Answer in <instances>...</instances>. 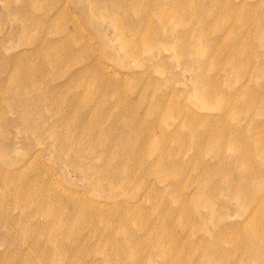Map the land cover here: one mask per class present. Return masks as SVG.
<instances>
[{
	"label": "rangeland",
	"instance_id": "obj_1",
	"mask_svg": "<svg viewBox=\"0 0 264 264\" xmlns=\"http://www.w3.org/2000/svg\"><path fill=\"white\" fill-rule=\"evenodd\" d=\"M0 264H264V0H0Z\"/></svg>",
	"mask_w": 264,
	"mask_h": 264
}]
</instances>
